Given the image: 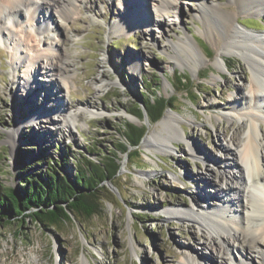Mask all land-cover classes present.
I'll return each instance as SVG.
<instances>
[{"label": "rangeland", "instance_id": "1", "mask_svg": "<svg viewBox=\"0 0 264 264\" xmlns=\"http://www.w3.org/2000/svg\"><path fill=\"white\" fill-rule=\"evenodd\" d=\"M31 1L39 4V0ZM170 1L176 9L159 11L157 0H139V11L151 24L148 34L141 27L118 30L123 29L119 28L123 19L133 14L129 0H78L71 19L64 21L54 13L52 23L40 34H26L30 50L21 47L18 51L25 63L34 47L53 44L63 49L66 73L70 74L69 93L58 89L49 59H43V72L32 65V88L26 87L24 63L13 68L10 48L0 41L2 184L15 188L21 183L19 173L43 172L47 159L56 161L59 174L71 179L84 156L97 162L115 151L126 131L124 123L146 129L137 147L118 153L120 169L115 178L103 183L107 191L102 195L108 199L101 214L89 219L71 215L58 226L46 227L27 217L18 229L20 235L17 229L14 232L0 225V264H194L192 251L213 260L217 240L214 244L194 221L172 212L177 206L184 209L194 203L204 204L200 208L208 213L213 204L224 206L221 169L200 150L190 151L189 142L199 143L217 162L231 159L219 146L227 144L232 135L244 133L245 109L252 103L247 88L250 69L240 56L227 54L224 60L231 70L225 65L222 78L212 80L223 28L214 17H198L199 0ZM209 1L227 10L236 8L234 0ZM237 12L238 29L264 35V11L240 8ZM16 29L12 27L13 32ZM183 37L202 51H196L199 61L179 53L177 42ZM260 47L264 50V42ZM176 54L190 64L176 62ZM177 76L187 77L183 91L175 92ZM99 77L102 84H94ZM142 92L169 99L163 116L170 113L179 118L175 126L185 138H177L178 146H153V139L151 145L144 142L153 132L163 133L158 125L163 116L150 122L145 110L141 119L129 112L142 105ZM60 103L62 111L57 110ZM40 105L46 106L44 113ZM84 105L98 114H81L75 123L68 121V132L62 121ZM229 113L233 118L220 117ZM14 120L22 126L13 146L7 139ZM21 150H29L22 161ZM228 241L232 243L231 238ZM261 244L264 246V239Z\"/></svg>", "mask_w": 264, "mask_h": 264}, {"label": "bare ground", "instance_id": "2", "mask_svg": "<svg viewBox=\"0 0 264 264\" xmlns=\"http://www.w3.org/2000/svg\"><path fill=\"white\" fill-rule=\"evenodd\" d=\"M1 1L0 41L10 48L11 56L14 58L12 60L13 68L24 63L23 72L26 87L30 86L32 65L37 64L36 68L39 73L43 72L45 70L43 59H49L51 75L55 76V83H58V89L68 91L70 74L66 73V57L62 48H56L53 44L46 45L42 49L34 47V52L28 56L27 61H30L27 63L23 62L18 51L21 47L24 49L27 47V44H25L26 34L31 36L40 34L53 21L51 16L54 13L64 21L71 19L72 15L76 13L75 8L78 0H39V4L33 3L31 0ZM138 2L139 0H129V3H133V14L123 19L119 25V28L123 29L118 30L127 31L132 27H141L145 34L150 32L151 24L145 18L143 12L139 11ZM157 2L159 11L171 8L176 9V4L170 0H157ZM234 2L236 3V8L227 10L218 3H213L209 0H199L201 11L198 17L201 20L206 17H214L223 28L222 46L213 61L217 72H214L216 76H213L212 80H215L216 77L222 78V69L227 65L224 57L227 54L240 56L246 60L250 69L247 88L252 95V103L250 104L251 106L245 109L244 122H246L244 123L243 135H232L227 144L219 146L227 155L231 156V159L217 162L215 156L213 157L209 152L201 148L199 143L195 141L189 142L192 145V148L189 147L190 151L196 152V150H200L204 158L206 157L213 161L221 169L219 177L221 180L220 191L225 195L224 206L222 204H213V206L209 207L212 211L211 213L200 208L202 205L204 207V204L200 206L198 203H194L193 207L190 206L184 209H181V206H177V209L172 212L176 216L188 217L194 221L204 230V233L211 237V241L214 244L217 240L215 244V246L217 245L216 254L212 258L213 260H209L205 255L192 251L195 257L194 264H205L206 261L208 264H264V246L261 244L264 239V50L260 47L261 43L263 44L264 42V35L245 33L235 25V22H238L237 11L240 8L256 12L264 11V0H234ZM41 12L43 15H41ZM154 22L158 25L159 23L161 24V21ZM27 25L29 27L28 30H26ZM56 25H58V28L61 27L59 24ZM12 27L18 28L16 29L18 32H13ZM115 28H117L116 25ZM36 39L37 44H39V37ZM177 43L180 48L179 53H186L194 60H200L196 51L199 50L201 54L202 51L197 49L195 42L192 44L187 37H183ZM25 50L30 49L27 47ZM174 58L176 62L190 64L181 55L176 54ZM40 81H45V79H39ZM94 84H102L100 77L97 78ZM30 88L32 87L30 86ZM36 88H38V84H36ZM241 98L244 99L243 97ZM62 106V103L58 104L57 110L62 111ZM40 107H42L39 108L41 112L46 109V106L40 105ZM87 109V105L79 106L76 112L67 114L66 120L62 121V124L68 128V132L71 133L68 121L75 123L81 114H98ZM37 116L34 120L37 119ZM41 116L44 117L43 115ZM220 117L228 119L233 118V115L231 113L222 114ZM29 118H32V116H29ZM64 118L65 115H63L62 119ZM127 118L132 119V116L127 114ZM215 120L218 121L217 118ZM178 122L179 118L177 116L170 113L165 114L158 122L163 133L153 132L144 139V142L147 145H151L150 139H153L155 142H153V146L155 144L162 145L165 148L169 147L170 144L178 146L175 143L177 138H185L175 126V123ZM19 124L14 120L13 132L8 134L7 140L13 146L15 145L16 131L22 126ZM233 145L236 149L232 148ZM241 165H244L247 179L244 178ZM197 204L199 207H197ZM225 207L232 214L226 213ZM228 238L232 239V243H229ZM253 251L257 255H254ZM186 264H189V262L186 261Z\"/></svg>", "mask_w": 264, "mask_h": 264}, {"label": "trees", "instance_id": "3", "mask_svg": "<svg viewBox=\"0 0 264 264\" xmlns=\"http://www.w3.org/2000/svg\"><path fill=\"white\" fill-rule=\"evenodd\" d=\"M227 70L232 66L227 64ZM185 76H177L179 87L174 86L175 92L183 91ZM142 105L129 111L141 119L144 110L150 122L158 121L168 106L169 99L155 93L142 92ZM121 141L117 143L115 151L103 155L100 161H92L84 156L75 165V172L69 179L58 172L59 166L54 160H45V170L29 174L19 173L21 183L15 188L0 182V225L7 230L23 227L27 217L41 226H58L66 222L73 215L76 218L89 219L93 215L102 213L104 202L108 199L102 194L107 189L103 184L106 180L115 178L120 169L118 153L129 151V147H137L145 134L144 127H137L130 123L123 125ZM94 149L95 146L92 145ZM22 158L28 156L29 150H21ZM26 171V170H25ZM115 186V185H114ZM1 219H3L1 221Z\"/></svg>", "mask_w": 264, "mask_h": 264}, {"label": "water", "instance_id": "4", "mask_svg": "<svg viewBox=\"0 0 264 264\" xmlns=\"http://www.w3.org/2000/svg\"><path fill=\"white\" fill-rule=\"evenodd\" d=\"M4 228V226H2Z\"/></svg>", "mask_w": 264, "mask_h": 264}]
</instances>
